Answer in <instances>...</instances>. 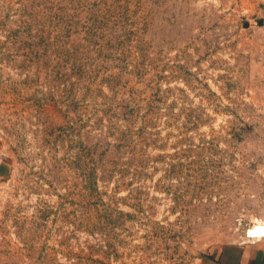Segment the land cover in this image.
Returning <instances> with one entry per match:
<instances>
[{"label":"rangeland","instance_id":"rangeland-1","mask_svg":"<svg viewBox=\"0 0 264 264\" xmlns=\"http://www.w3.org/2000/svg\"><path fill=\"white\" fill-rule=\"evenodd\" d=\"M0 157V264L260 243L264 0H0Z\"/></svg>","mask_w":264,"mask_h":264},{"label":"crops","instance_id":"crops-1","mask_svg":"<svg viewBox=\"0 0 264 264\" xmlns=\"http://www.w3.org/2000/svg\"><path fill=\"white\" fill-rule=\"evenodd\" d=\"M8 165V161L0 157V166ZM256 242L244 247L226 249L220 255L221 262L223 264H264V238Z\"/></svg>","mask_w":264,"mask_h":264},{"label":"bare ground","instance_id":"bare-ground-1","mask_svg":"<svg viewBox=\"0 0 264 264\" xmlns=\"http://www.w3.org/2000/svg\"><path fill=\"white\" fill-rule=\"evenodd\" d=\"M245 235L247 239H259V238L263 239L264 238V233H259L252 229L246 230Z\"/></svg>","mask_w":264,"mask_h":264}]
</instances>
